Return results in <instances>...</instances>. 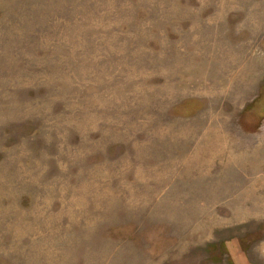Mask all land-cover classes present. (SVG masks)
I'll list each match as a JSON object with an SVG mask.
<instances>
[{
  "label": "rangeland",
  "instance_id": "obj_1",
  "mask_svg": "<svg viewBox=\"0 0 264 264\" xmlns=\"http://www.w3.org/2000/svg\"><path fill=\"white\" fill-rule=\"evenodd\" d=\"M0 264H264V0H0Z\"/></svg>",
  "mask_w": 264,
  "mask_h": 264
}]
</instances>
